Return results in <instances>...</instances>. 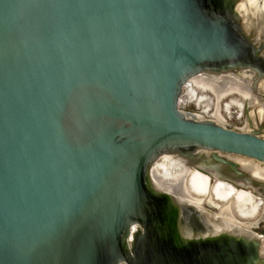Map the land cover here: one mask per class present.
Listing matches in <instances>:
<instances>
[{"label": "water", "instance_id": "95a60500", "mask_svg": "<svg viewBox=\"0 0 264 264\" xmlns=\"http://www.w3.org/2000/svg\"><path fill=\"white\" fill-rule=\"evenodd\" d=\"M238 1L0 0V264H264L150 179L167 154L264 197L209 153L264 163V138L178 109L197 74L264 79V0Z\"/></svg>", "mask_w": 264, "mask_h": 264}, {"label": "bare ground", "instance_id": "6f19581e", "mask_svg": "<svg viewBox=\"0 0 264 264\" xmlns=\"http://www.w3.org/2000/svg\"><path fill=\"white\" fill-rule=\"evenodd\" d=\"M255 1L256 0H252L251 4L247 2V7H251ZM239 3L244 2L238 1L236 3L235 13L242 20V24H245L247 19V7L244 3L246 9H240L238 6ZM251 74L248 79L249 84L241 83L235 71L197 74L187 81V84L183 87V94L188 96V104H192L194 107L201 109V114L211 113L214 117L213 122L217 124L220 123L222 126L223 124H221L220 120L222 119L223 110L229 112L231 106L238 107L241 112L244 110L243 103L237 101L236 99L238 98L234 99L231 97L234 95H237L241 100L247 103H252L255 108L254 111L252 110L251 114L260 116L263 119L264 109L258 106H260L259 103L264 104V99L256 93V90L264 91V84L262 85L264 79L259 80L256 83V88L253 89L254 77L253 75L251 76ZM208 95L214 97V107H211L212 101ZM182 98L181 96L179 103L183 102ZM227 99L230 101L223 105L224 101ZM247 117H249L248 114ZM257 128V130L253 129L243 132H257L262 128L264 131V121L259 124ZM199 151L205 152V150L202 149L197 150V152ZM211 152L216 153V155L221 158H224L222 155L242 157L209 151V153ZM246 159L253 160L250 158ZM256 162L264 164L263 162ZM235 164L239 167L238 172L245 174L242 171L243 164ZM245 176L248 178L250 177L249 179H252L254 182L264 183V171L262 170L257 171L255 175L250 176L245 174ZM150 179L154 187L158 190L203 211H205L204 208L206 206H210V208L216 211L210 214L250 232H252L251 228L264 218V197L257 194L253 187L246 186L244 188H239L170 155H160L151 165ZM255 235L259 237L261 242L260 254L264 255L262 251L264 238L257 234Z\"/></svg>", "mask_w": 264, "mask_h": 264}, {"label": "rangeland", "instance_id": "374dc122", "mask_svg": "<svg viewBox=\"0 0 264 264\" xmlns=\"http://www.w3.org/2000/svg\"><path fill=\"white\" fill-rule=\"evenodd\" d=\"M251 1L250 0H247V2L249 4H251ZM238 6H239L240 9H243V10L246 9L244 3H239ZM238 6H237V8H238ZM237 74H238V80L241 83H244V84L245 83L246 84L248 83L249 84L248 79L250 78V73L248 71L247 72H243V71L240 72V71H238ZM263 84L264 83H262V85ZM256 93L260 97H262L264 99V91L256 90ZM182 97H183L182 98L183 99V102L180 103V106L182 108H184L185 110H187V112L192 113V114H195L201 120H210V121H213L214 120V117L212 116L211 113L210 114H201V109H198V108L194 107L192 104H188L187 103V100H188V96L187 95H184ZM208 97L212 101L211 102L212 103V106L211 107H214V101H213L214 97L211 96V95H208ZM231 97L234 98V99L238 98L236 100L243 103L244 110H243V112H241L239 110V108L238 107H235V106H231V109H230L229 112H226L225 110H223L222 119L220 120L221 121V124H223L224 127H227V128H230V129H234V130H240V131H250V130H253V129L257 130L258 129L257 126L264 121V117L262 119L260 116H257V115L255 116V115L251 114L252 110L254 111V108H255V107H253V104L252 103H247L246 101L241 100V98L238 97L237 95H234V96H231ZM229 101H230L229 99L225 100L224 103H223V105H225ZM259 105L260 106H258V107H261L262 109H264V104L259 103ZM257 110H258V108H257ZM247 114L249 115V117H247ZM255 120H256L257 123L255 122ZM250 123L252 124V127H251V124ZM257 134L260 137L264 138L263 128L261 130H258L257 131ZM222 156L224 158H226L227 160H229V161H232V162H235V163H238V164L239 163H242L243 164L242 165L243 167L241 166L242 167V171L245 174H248L250 176L251 175H255L256 172L259 171V170L264 171V164H262V163H258L256 161L249 160V159H246V158H243V157L230 156V155L229 156L222 155ZM204 210L207 211L208 213H215L216 212L212 208H210V206L209 207L206 206L204 208ZM251 231L253 233H255V234H257V235H259V236H261V237L264 238V218L257 225L253 226L251 228ZM262 251L264 252V242L262 243Z\"/></svg>", "mask_w": 264, "mask_h": 264}, {"label": "built area", "instance_id": "2783aa9c", "mask_svg": "<svg viewBox=\"0 0 264 264\" xmlns=\"http://www.w3.org/2000/svg\"><path fill=\"white\" fill-rule=\"evenodd\" d=\"M182 96H183V93H182ZM179 101H180V99H179ZM178 109L181 111V112H187V110H185L184 108H182L181 106H180V103L178 102Z\"/></svg>", "mask_w": 264, "mask_h": 264}]
</instances>
